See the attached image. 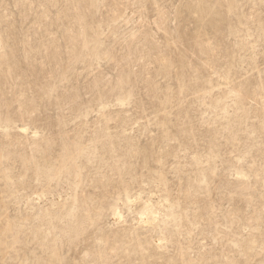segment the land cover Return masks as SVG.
<instances>
[{
  "label": "rangeland",
  "instance_id": "rangeland-1",
  "mask_svg": "<svg viewBox=\"0 0 264 264\" xmlns=\"http://www.w3.org/2000/svg\"><path fill=\"white\" fill-rule=\"evenodd\" d=\"M0 264H264V0H0Z\"/></svg>",
  "mask_w": 264,
  "mask_h": 264
},
{
  "label": "bare ground",
  "instance_id": "bare-ground-1",
  "mask_svg": "<svg viewBox=\"0 0 264 264\" xmlns=\"http://www.w3.org/2000/svg\"><path fill=\"white\" fill-rule=\"evenodd\" d=\"M145 202V201H144ZM147 208V207H146ZM142 217V216H141Z\"/></svg>",
  "mask_w": 264,
  "mask_h": 264
}]
</instances>
